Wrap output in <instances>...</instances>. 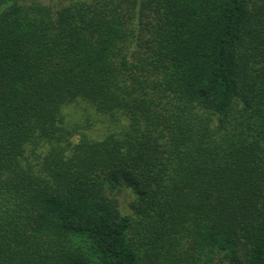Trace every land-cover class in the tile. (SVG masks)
Returning <instances> with one entry per match:
<instances>
[{
    "label": "trees",
    "instance_id": "16d2710c",
    "mask_svg": "<svg viewBox=\"0 0 264 264\" xmlns=\"http://www.w3.org/2000/svg\"><path fill=\"white\" fill-rule=\"evenodd\" d=\"M0 264H264V0H0Z\"/></svg>",
    "mask_w": 264,
    "mask_h": 264
},
{
    "label": "rangeland",
    "instance_id": "374dc122",
    "mask_svg": "<svg viewBox=\"0 0 264 264\" xmlns=\"http://www.w3.org/2000/svg\"><path fill=\"white\" fill-rule=\"evenodd\" d=\"M40 1L48 6H51L53 8L59 7L61 4H66L68 3V0H37ZM78 135L74 136V140L77 141L80 138V134L77 133ZM133 196L129 190H126L121 196H120V204L121 207L124 210H127V206L129 202L132 200Z\"/></svg>",
    "mask_w": 264,
    "mask_h": 264
}]
</instances>
